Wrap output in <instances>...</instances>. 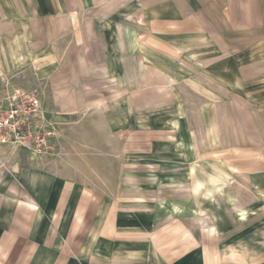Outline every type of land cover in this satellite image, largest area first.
<instances>
[{
    "label": "crops",
    "instance_id": "0c3cea01",
    "mask_svg": "<svg viewBox=\"0 0 264 264\" xmlns=\"http://www.w3.org/2000/svg\"><path fill=\"white\" fill-rule=\"evenodd\" d=\"M137 2L0 0V73L103 74L123 158L0 167V264H264V0Z\"/></svg>",
    "mask_w": 264,
    "mask_h": 264
},
{
    "label": "rangeland",
    "instance_id": "374dc122",
    "mask_svg": "<svg viewBox=\"0 0 264 264\" xmlns=\"http://www.w3.org/2000/svg\"><path fill=\"white\" fill-rule=\"evenodd\" d=\"M123 1V0H119ZM130 1L131 6L125 10V16H132L137 13V1ZM134 3V4H133ZM122 16L119 14L114 20H111L112 27L116 22H119ZM125 18V17H124ZM139 26L131 24L129 32L131 35H137ZM11 81L13 85L23 90L38 89L44 95V105L50 113L51 118L57 122V132L59 138L53 141L54 152L51 157L44 158L45 162H64L72 166H80L89 172L92 167L98 171L99 179L106 181L110 173L114 176L122 177L123 158L121 155L110 152V149L116 147L115 143L108 140V123L105 121L106 114L111 112V109L116 110L118 103L122 102V95L117 90L113 91L112 83L103 74H90L83 77V81H76L78 77L74 74L55 75L50 81H42L34 75L27 81L25 86L13 83L16 81L15 75H7L0 73ZM80 79V76H79ZM75 98L83 99L86 103L80 106H65L66 101L73 102ZM61 101V105L58 103ZM97 103V104H96ZM115 113V112H114ZM118 114V111L115 113ZM109 147V149H108ZM20 160L24 163L38 161L36 157L28 153H14L6 149L0 148V167L5 172L6 164L9 160ZM42 161V160H40ZM89 168V169H87ZM114 169V170H113ZM106 188V187H104ZM107 188H112L108 186ZM172 188H184V186H172ZM188 192H186L187 194ZM165 197H180L181 193H176V190H163ZM196 196V195H195ZM200 197V196H196ZM197 204V203H196ZM264 203L259 209L262 211L258 214L256 220L260 227H264ZM241 221L244 225H250L254 222L247 216H242ZM264 241V232L262 235ZM261 240V238H259Z\"/></svg>",
    "mask_w": 264,
    "mask_h": 264
},
{
    "label": "built area",
    "instance_id": "2783aa9c",
    "mask_svg": "<svg viewBox=\"0 0 264 264\" xmlns=\"http://www.w3.org/2000/svg\"><path fill=\"white\" fill-rule=\"evenodd\" d=\"M56 125L38 91L23 90L0 76V148L49 156L58 138Z\"/></svg>",
    "mask_w": 264,
    "mask_h": 264
}]
</instances>
